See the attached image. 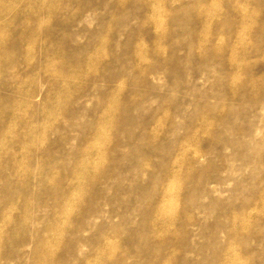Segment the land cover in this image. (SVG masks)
I'll return each instance as SVG.
<instances>
[{"label": "rangeland", "instance_id": "1", "mask_svg": "<svg viewBox=\"0 0 264 264\" xmlns=\"http://www.w3.org/2000/svg\"><path fill=\"white\" fill-rule=\"evenodd\" d=\"M41 1V21L48 23L35 39L41 67L52 57L45 53L49 45H60L65 34L82 36L63 43L56 56L60 66L49 68L44 82L34 70L19 81L22 95L42 115L30 125L35 181L22 197L29 208L0 197L1 211H12L0 223V264H264V0H241L256 16L253 23L224 25L213 41L189 44V55L167 48L186 40L179 38L181 30L199 35L206 27L180 29L156 20L154 26L166 30L155 43L146 39L153 29L130 0L118 10V0H108L104 11L95 10L104 5L100 0ZM19 4L6 0L2 6L10 33L15 12L25 16L29 8L26 1ZM202 7L230 19L228 10ZM49 9L73 19L53 40L46 34L57 25ZM75 46L86 49L72 53ZM159 47L163 52L154 53ZM220 48L234 50L236 64L249 71L238 72L227 57L207 55ZM82 59L88 67L79 66ZM146 69L155 76H142ZM101 71L112 81H90ZM251 84H259V91H250ZM231 88H237L233 97ZM12 114L21 115L20 109ZM99 134L108 145L97 140ZM103 145L98 154L91 152ZM195 155L197 165H188ZM54 174L69 177V184L52 182ZM18 211L27 223L10 235L7 224H14Z\"/></svg>", "mask_w": 264, "mask_h": 264}, {"label": "bare ground", "instance_id": "2", "mask_svg": "<svg viewBox=\"0 0 264 264\" xmlns=\"http://www.w3.org/2000/svg\"><path fill=\"white\" fill-rule=\"evenodd\" d=\"M20 8L24 2H27V5L29 6L28 9H26L25 16H23V12L17 10L15 12V15H17L18 20L15 21V28L14 32H8L6 29L7 24L6 22V14L5 11L2 10V6L6 2V0H0V157L3 159L0 163V197L4 195L7 196V201L13 200L14 203L17 205L21 202L20 208L28 209L29 206L27 203L22 202V197L29 196L31 193L32 185L34 184L35 177L33 169H31V158L32 153L28 151V148L31 146V144L34 142L35 134L34 131H32L30 125L32 122L36 121L41 115L42 111L39 107L34 106L31 99H29V95H26L25 93L22 95V85L19 83L21 78H25L27 76V73L31 70H34L37 72V75L39 78L44 82L46 80V76L49 74V68H52L54 65L60 66V62L57 60L63 52H64V44L69 39H79L82 36V32L78 31L75 35L73 34H65L63 35L62 39L60 40V45L58 43H54L53 47H50L45 51L51 52L52 57L47 56L43 60L42 66L39 65V63L36 61V47H35V39L37 33H40V28L43 25H48V23H44L41 21V15L46 11L44 9V3L41 0H19ZM91 0H88L90 2ZM102 2L103 6H98V9L95 10H105L106 9V3L108 0H100ZM129 2V0H118L115 6H113L114 10H118L120 7L126 5ZM29 3V4H28ZM130 3L136 7L139 11L138 15H140L141 18L144 19V24L148 25L153 29V32L150 33L152 36H147V40L149 39H155L157 37V34L161 33L163 30L158 28L157 26H154V23L156 20L162 21L167 26H175L177 28L183 29L186 27H198V26H204V32L201 34H196L194 32L192 33H186L182 34L183 31L181 30L178 34L179 38H183L186 40L180 41L178 43H170L167 50L169 52H182L187 53L189 55L191 53L190 48H187L189 44L193 43H203L204 41L210 40L213 41L218 36L217 29H223L224 25H231L232 23L235 24H243L246 22H252L256 19V16L254 17L252 14L247 13L246 7L241 4V0H204V6H209L213 8H217L219 10H228L231 14L230 19H228V16L224 14L214 15L210 12H203V7L201 4L198 3V0H130ZM26 4V3H25ZM47 13V12H46ZM60 13L50 10L48 13L49 20H52V22H55L57 25L55 27L46 28V34L49 38L52 40L56 36L57 31H64L67 27L73 25V19L70 20H64L59 17ZM260 18L257 16V19ZM100 23H102V20H99ZM10 22H8L9 24ZM212 27L216 30L212 32ZM232 27V26H231ZM230 27V29H231ZM166 30V29H165ZM164 30V31H165ZM163 31V32H164ZM245 30H241L240 34H244ZM260 32V30H259ZM264 32V28L261 30V34ZM238 33V35H240ZM170 37H174V35L171 33L168 34ZM95 40L97 38H94ZM153 42V41H152ZM155 43H158L156 40ZM231 47V46H230ZM26 48V55L23 54V49ZM82 49L80 46H75L71 52L74 53L75 51H79ZM15 50V55L9 54V51ZM234 50L228 49V48H220L216 50H211L209 54L207 55H215L220 57H227V63L229 66L234 65L235 68L238 69V72H244L247 71L248 68L244 66H239L235 62V57L237 58V54H233ZM42 52L39 50L38 54L40 55ZM163 52V48L159 47L157 48L154 53H161ZM165 52V50H164ZM242 55L245 57L250 56V52H242ZM103 54L100 55V59L102 60ZM199 58H196L198 62H195L197 66L196 70L199 71L200 63L203 61L205 54L204 52L201 54ZM57 56V57H56ZM17 59V60H16ZM173 62L178 61L177 58H174L171 54L170 58ZM186 62H191L189 58H185ZM194 59V58H193ZM100 62V60L97 58V64ZM84 59L80 60L79 66L82 67H88L87 64H85ZM113 64H115V60L113 61ZM112 64V65H113ZM180 64V62H178ZM184 65V64H183ZM16 66V69L14 68ZM19 66H24V69L22 71L17 70ZM36 69V70H35ZM48 69V70H47ZM247 69V70H246ZM9 71V72H8ZM66 70H63V72L60 73L61 77H64V74ZM249 71V70H248ZM141 75H154V70H142ZM235 73L231 72V75H236ZM62 74V75H61ZM105 76H103L102 71L99 72V75L93 77L90 79V81H93L94 84H97L104 79ZM65 79V78H64ZM106 81H112L110 77H105ZM259 84H251L247 86L250 91L258 92ZM231 88L229 90V95L231 97L234 96V94L237 93V88ZM239 90V89H238ZM257 94V93H256ZM18 97V98H17ZM98 98H103V94L98 93ZM3 108H7L6 111L3 110ZM17 109L21 115H14L13 110ZM141 110V107L135 108L132 111V115L138 114ZM27 111V113H25ZM212 113H218V111L214 108L211 109ZM131 115V116H132ZM100 121H104V116H101L99 120L97 121V124H101ZM19 127V131H13L11 132V128L13 127ZM72 130H74L73 126L71 127ZM76 130V129H75ZM74 130V131H75ZM51 135V134H50ZM103 134L96 135L97 140H101ZM34 136V137H33ZM60 138L58 140L53 141L51 144L52 147L57 145L60 142ZM64 140H66L64 138ZM105 142V139H104ZM105 145H108L107 142H105ZM105 145L102 147H97L98 149L94 148L91 150L93 153H99L101 152V149H104ZM198 158L197 156H193L190 158L188 165H197ZM69 168H66L67 170ZM72 170V169H71ZM73 171V170H72ZM72 171H66L68 173H72ZM85 173V172H84ZM50 180L55 183L60 182H68L69 177L66 178H60L58 174H54L53 177H50ZM69 184V182L67 183ZM8 191L13 192V197H8ZM7 193V194H6ZM2 203L3 200L0 198V223L2 220H4L7 213L2 212ZM18 207V208H19ZM19 210V209H18ZM11 213V214H10ZM7 215H12V211ZM26 220L24 216H21L20 211L16 212L14 216V224H7L12 225V228L8 234H14L18 233L19 231L22 232V224L25 223ZM6 226V227H7ZM9 231V230H8ZM10 241V240H7ZM31 239H29L30 243ZM11 243H8L9 245L18 246L20 243L17 240L10 241Z\"/></svg>", "mask_w": 264, "mask_h": 264}]
</instances>
